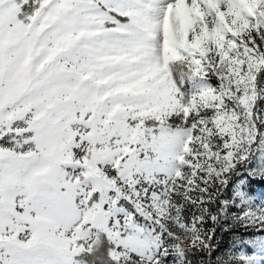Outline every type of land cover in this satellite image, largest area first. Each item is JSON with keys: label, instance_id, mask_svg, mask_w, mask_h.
Returning <instances> with one entry per match:
<instances>
[{"label": "snow or ice", "instance_id": "snow-or-ice-1", "mask_svg": "<svg viewBox=\"0 0 264 264\" xmlns=\"http://www.w3.org/2000/svg\"><path fill=\"white\" fill-rule=\"evenodd\" d=\"M0 264H264V0H0Z\"/></svg>", "mask_w": 264, "mask_h": 264}]
</instances>
